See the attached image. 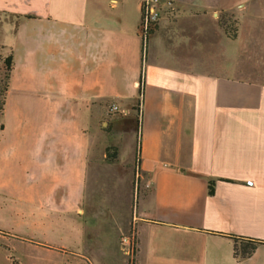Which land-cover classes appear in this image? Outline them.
<instances>
[{
  "label": "crops",
  "instance_id": "obj_1",
  "mask_svg": "<svg viewBox=\"0 0 264 264\" xmlns=\"http://www.w3.org/2000/svg\"><path fill=\"white\" fill-rule=\"evenodd\" d=\"M161 1L173 16L143 60L142 0H0L18 119L0 187L22 226L44 231L30 243L80 264H130L121 238L132 231L134 264H264V245L239 258L228 237L264 241V0L210 13ZM118 115L123 138L103 134ZM105 181L109 192L93 189Z\"/></svg>",
  "mask_w": 264,
  "mask_h": 264
},
{
  "label": "rangeland",
  "instance_id": "obj_2",
  "mask_svg": "<svg viewBox=\"0 0 264 264\" xmlns=\"http://www.w3.org/2000/svg\"><path fill=\"white\" fill-rule=\"evenodd\" d=\"M201 6L210 10L212 12L215 9L226 8L230 9L234 4V0H200ZM164 7V5H163ZM164 7V17L167 15L168 17H172V10H167ZM219 18H224L227 24L230 27H237V21L234 19L235 16L230 14V12H220ZM9 29H7V22L0 24V41L6 36ZM3 56H2V54ZM6 49L1 51L0 49V74H4V66L3 59L6 57ZM16 95H12L10 101L9 96L7 98V104L5 108L4 114H0V155L5 151L7 147H9V140L13 138V132L15 130L18 119L13 116V107L16 105V101L14 100ZM142 99L138 96V101L136 105V109L138 112L141 109ZM117 114V113H116ZM104 125H101V129L103 134L107 136H111L114 131L117 136L123 138L125 134V130L128 128V124L125 120H121L119 115L116 117L114 121H111L109 118L104 120ZM120 134V135H119ZM112 147L117 149V153L119 150L113 144L109 145L107 148ZM100 148H102L100 146ZM106 148V150H107ZM122 159L125 162L133 161L134 156V148L130 149L129 142L123 143L122 146ZM101 151V150H100ZM113 153V151H111ZM138 153V145L137 152ZM118 159V157H117ZM107 161V160H106ZM108 163V162H107ZM6 166V161H4V157H0V168ZM137 172V170H136ZM135 184L140 185V180L138 181L137 177L135 179ZM112 184L105 181L102 184H95L94 190L109 192L112 189L110 186ZM9 194L4 187H0V264H13L11 257L13 256L15 260L19 264H80L78 261H74V258L68 254H60V253H50L49 250H46L42 247L34 245L30 243L25 236H36L34 238L43 239V235L45 234L42 230L32 229L29 226L23 227L20 223V218L17 217V214L14 213L11 208H9ZM133 232V231H132ZM126 234L128 236L130 234ZM54 238H60L61 232L58 231L53 234L50 232ZM52 237V240L54 239ZM124 236L121 238V242ZM55 242V239L53 240ZM56 242H59L58 240ZM133 260V259H131ZM132 264V262L130 263Z\"/></svg>",
  "mask_w": 264,
  "mask_h": 264
},
{
  "label": "trees",
  "instance_id": "obj_3",
  "mask_svg": "<svg viewBox=\"0 0 264 264\" xmlns=\"http://www.w3.org/2000/svg\"><path fill=\"white\" fill-rule=\"evenodd\" d=\"M219 23L223 27V29L226 31L228 36L232 39H235L237 37V31L238 28L230 27L227 22L224 20V18H219ZM154 32H152L153 34ZM149 37L145 40L143 39V60L146 57L147 52V46H148ZM3 66H4V74H0V114H4L6 104H7V98L9 93V87H10V80L12 76V72L14 69V59L12 55L7 56L3 59ZM139 96L143 100L144 96V72L141 75L140 80V86H139ZM140 141L138 143V153L136 157V166L139 168L140 164ZM113 151V153H111ZM118 153L117 149H114L112 147L107 148L106 150V160L108 163H114L117 161ZM215 182L210 183L209 193L211 195L215 192ZM229 238L233 239L235 241V256L239 258H248L250 257L256 248L259 245H264V241L257 240V239H251V238H243V237H237V236H228ZM11 260L13 264H19L15 258L12 256Z\"/></svg>",
  "mask_w": 264,
  "mask_h": 264
},
{
  "label": "built area",
  "instance_id": "obj_4",
  "mask_svg": "<svg viewBox=\"0 0 264 264\" xmlns=\"http://www.w3.org/2000/svg\"><path fill=\"white\" fill-rule=\"evenodd\" d=\"M168 9H166L167 11ZM165 14L161 0H142V21L139 27L143 39L151 36L159 26L161 18ZM122 248L129 257L130 263L134 264L137 254L138 239L136 233L124 236L121 242ZM133 259V260H131Z\"/></svg>",
  "mask_w": 264,
  "mask_h": 264
}]
</instances>
